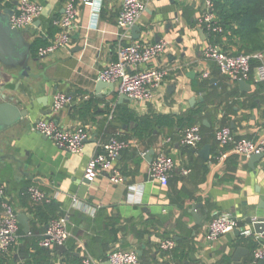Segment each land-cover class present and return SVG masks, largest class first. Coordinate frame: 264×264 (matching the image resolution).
Masks as SVG:
<instances>
[{
	"label": "crops",
	"instance_id": "crops-1",
	"mask_svg": "<svg viewBox=\"0 0 264 264\" xmlns=\"http://www.w3.org/2000/svg\"><path fill=\"white\" fill-rule=\"evenodd\" d=\"M37 1L43 12L35 20L39 25L33 24L26 32L29 43L37 36L48 41L54 34L50 35V29H55L51 21L61 15L68 0ZM73 1L78 14L68 47L31 63L37 78L15 77L14 82L20 80L18 90L13 85L5 88L20 107L34 101L27 117L0 133V156L8 164L7 168L0 165V184L5 185L17 214L29 217V233H24L20 224L19 229L25 235L31 233L24 237L20 232L17 244L5 255V264H25L26 251L34 252L31 240H39L47 227L48 221L37 219L30 209V186L53 195L51 202L56 203L59 214L68 217L70 236L63 244L65 249H54L48 264H71L73 257L77 264L83 256L96 264H107V254L113 249L134 251L140 264H258L252 249L264 236L254 233L246 219L264 216V156L249 164V157L220 147L213 135L221 125L229 126L236 137L257 139L263 133L264 82L256 79L258 61H252L246 80L249 88L242 90L238 81H230L214 61L203 57V49L213 43L199 22L204 12L200 0H145L137 39L131 27L122 29L116 24L122 0ZM11 2L2 0L0 6L3 9ZM262 26L264 31V22ZM138 40L169 42L157 61L159 66L171 68L162 85L144 102L120 98L122 93L115 85L114 90L103 87L97 95L98 74L116 60L118 44ZM221 41L228 51L237 49L236 38L228 41L223 35ZM203 72H208L207 77H202ZM56 92L65 93L69 101L52 113ZM43 97L44 103L36 102ZM82 105L87 108L85 116L78 112ZM201 105L204 110L198 121L202 139L196 147L180 142L187 127H157L138 138L131 123H121L115 117L119 107L141 116L179 115ZM112 109L114 115L109 119ZM51 116L64 127L85 128L88 137L81 152L60 149L33 129L36 121ZM112 136L127 142L115 163L120 180L112 182L108 172L102 171L88 183L84 179L87 161L99 150L98 143ZM206 144L208 158L203 159L199 150ZM150 150L154 151L151 160L147 159ZM161 150L174 161L166 185L150 176L153 157ZM9 154L17 162L5 158ZM185 169L187 173H183ZM214 210L236 218L239 224L209 240L207 225ZM164 239H173L175 247L162 250L160 241ZM238 246L247 251L237 263L233 254Z\"/></svg>",
	"mask_w": 264,
	"mask_h": 264
},
{
	"label": "built area",
	"instance_id": "built-area-1",
	"mask_svg": "<svg viewBox=\"0 0 264 264\" xmlns=\"http://www.w3.org/2000/svg\"><path fill=\"white\" fill-rule=\"evenodd\" d=\"M204 6V12L199 22L210 34H221L223 27L219 24L214 12L213 0H200ZM83 3H92V0H82ZM3 5V4H2ZM146 6L145 0H122L121 9L115 20L118 27L130 28L138 23L141 13ZM2 9V6H0ZM43 12V5L37 0H17L13 13L9 16L10 25L18 30L33 26L34 21ZM78 7L73 0L64 3L63 12L59 17L53 18L52 26L54 34L48 38L45 45L39 47L36 56L44 57L58 49L66 48L71 41V33L75 27ZM169 46L166 40L146 42L134 41L129 44H118L116 60L107 64L98 74L102 81L113 83L118 92L125 94L132 101H147L153 90L159 88L170 71L168 66H159L158 58L164 54ZM203 57L215 62L219 72L230 81L247 80L251 73L252 60L258 61L256 66L257 81L264 82V51L252 53H232L220 48L216 44H208L202 51ZM155 63L153 66H147ZM139 66H143L140 68ZM208 72H203L202 77H207ZM69 101L63 92L53 95L51 105L52 113L59 112ZM114 110L109 112L108 118L112 119ZM264 125V110H263ZM33 129L39 134L49 138L56 147L70 152H81L88 133L83 126L68 128L60 125L55 117L44 118L33 124ZM214 138L220 147H229L232 152L249 157L253 154H264V131L257 139L236 137L229 126L221 125L214 129ZM202 139L200 123H194L187 127L181 137V144L196 147ZM127 146L124 139L112 136L106 141L98 143L99 150L89 158L84 169V179L88 183L94 182L102 171L109 174L112 182L120 180V174L116 168L118 155ZM174 168L173 159L163 150L153 157L150 176L160 184L166 185ZM185 169L183 173H187ZM31 202L39 204L51 202L53 195L47 194L36 186L28 188ZM67 215H60L48 220L43 236L38 240V245L47 249L66 242L70 236L67 226ZM238 220L225 213L214 210L207 225L206 237L213 240L223 234L231 232L238 227ZM17 212L12 206L5 185L0 184V252L7 254L18 242L20 237ZM175 247L173 239L160 241L162 250H172ZM254 261L264 260V240L259 241L252 249ZM110 264H140L137 254L132 250L113 249L107 254ZM77 264H96L89 257L83 256Z\"/></svg>",
	"mask_w": 264,
	"mask_h": 264
},
{
	"label": "trees",
	"instance_id": "trees-1",
	"mask_svg": "<svg viewBox=\"0 0 264 264\" xmlns=\"http://www.w3.org/2000/svg\"><path fill=\"white\" fill-rule=\"evenodd\" d=\"M2 0H0L1 3ZM214 12L217 16L219 24L223 27L221 34L210 33L212 43L218 46H222L224 50H227L221 41V37L224 35L226 40L233 41L234 38L238 40L236 43L237 49L232 53H252L255 51H264V31L262 23L264 22V0H213ZM54 30L50 29V35L54 33ZM47 43V38L34 37L30 43V52L33 57L36 56L37 49ZM228 51V50H227ZM253 61V60H252ZM252 65V62H251ZM87 106V102L85 104ZM85 105L78 107L80 115L85 116L87 108ZM203 105L200 107L190 109L187 112L179 115L175 114H147L137 116L131 113L125 107H119L115 111V117L121 123L132 124L133 134L141 138L146 134L152 133L157 127H176L178 130H182L185 127H189L194 123H199L198 118L203 112ZM32 213L37 219L41 221H48L53 217H58L60 214L55 202H44L41 204L32 203L30 206ZM21 234L26 237L30 234H23L20 228ZM31 248L34 252L26 251L25 264L39 263L48 264L49 257L54 253V249H47L38 245V239L31 240ZM6 254L0 252V264H5ZM73 257L71 264H76Z\"/></svg>",
	"mask_w": 264,
	"mask_h": 264
},
{
	"label": "water",
	"instance_id": "water-1",
	"mask_svg": "<svg viewBox=\"0 0 264 264\" xmlns=\"http://www.w3.org/2000/svg\"><path fill=\"white\" fill-rule=\"evenodd\" d=\"M17 0H12L11 4L3 9H0V133L12 126L16 122L20 121L29 115V108L34 106L33 100H28L26 107H20L18 101L14 100L13 96H9L5 92L7 85H13L15 91L18 90L20 80L14 82V78H37L39 75L31 72V63L39 61L40 57H33L30 52V43L27 42L26 32L28 28L18 30L10 25L9 16L13 13ZM35 26L39 25V21L34 22ZM133 37L139 38L140 27L135 24L131 26ZM239 87L242 90H248L249 84L245 80H238ZM103 87H108L110 90H114V84L108 83L102 80H98L95 86V92L98 95L99 91ZM23 95L26 93L23 91ZM120 98H127L125 94H122ZM43 100V101H42ZM45 97L37 99L36 102H45ZM29 107V108H28ZM46 114L48 111H41ZM209 146L206 144L199 150V154L203 159L208 158ZM154 151L150 150L147 159L151 160V156ZM263 153L253 154L249 156V164L262 158ZM2 156H0V165L3 168H7L8 164L2 162ZM12 162H17V159L12 155H6ZM262 202V201H261ZM193 216L196 215L193 212ZM17 220L23 229L24 233H29V217L25 213L17 214ZM247 224L252 226L254 233L264 236V216L249 217L246 219ZM54 249L62 251L65 249L64 245H56ZM246 249L238 246L233 254V260L238 263L242 254L246 253ZM109 264V262H106ZM258 264H264V260H259Z\"/></svg>",
	"mask_w": 264,
	"mask_h": 264
}]
</instances>
